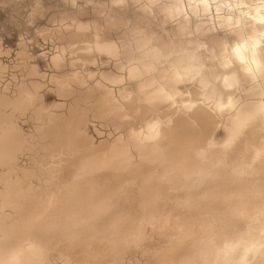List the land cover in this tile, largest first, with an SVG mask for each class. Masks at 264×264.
Listing matches in <instances>:
<instances>
[{
    "label": "bare ground",
    "instance_id": "6f19581e",
    "mask_svg": "<svg viewBox=\"0 0 264 264\" xmlns=\"http://www.w3.org/2000/svg\"><path fill=\"white\" fill-rule=\"evenodd\" d=\"M163 1L149 4L176 19L217 0ZM254 26L222 65L264 86L259 12ZM61 35L50 83L62 114L44 108L36 79L0 87V264H264V101L215 98L197 48L148 50L127 77L87 80L79 68L120 47L81 23ZM26 117L30 133L18 124ZM91 120L117 137L96 145ZM24 152L29 166L18 163Z\"/></svg>",
    "mask_w": 264,
    "mask_h": 264
},
{
    "label": "rangeland",
    "instance_id": "374dc122",
    "mask_svg": "<svg viewBox=\"0 0 264 264\" xmlns=\"http://www.w3.org/2000/svg\"><path fill=\"white\" fill-rule=\"evenodd\" d=\"M182 1L188 5V0ZM149 3V0L121 3L114 0H0L1 89L8 88L12 93L17 83L36 79L43 84L40 94L44 108L62 114L58 106L66 101L50 83V78L59 72L54 57L64 46L61 31L64 32L66 26L81 23L90 26L101 43L112 42L120 47L118 57L100 55L94 63L79 68V73L87 80L95 77V80L106 82L127 77L129 61L140 60L148 50L160 49L167 57L174 50L197 48L200 62L208 69L206 77L215 98L226 102L232 96L241 107L247 108L264 101V86L258 85L257 79L250 81L240 65H235L228 73L222 65L226 49L231 50L236 42L255 34V17L258 12L264 17V0H230L229 3L217 0L208 13L195 14L188 7L176 19L166 16L159 3L153 7ZM258 29L264 31V27ZM63 59L68 69L71 56L67 53ZM262 59L264 61V50ZM25 66L33 68L36 76L28 77ZM227 75L238 86L227 88L224 83ZM93 83L89 81V85ZM122 87L115 86L117 90ZM18 124L26 133L34 128L33 121L27 117L20 118ZM85 131L96 145L118 135L111 123L96 120H91ZM215 137L220 143L225 140L223 128ZM24 153L20 154L22 157L19 155L18 163L29 166L32 154Z\"/></svg>",
    "mask_w": 264,
    "mask_h": 264
}]
</instances>
